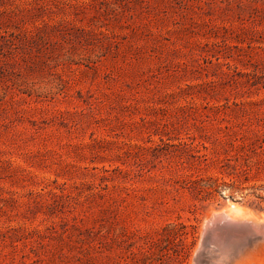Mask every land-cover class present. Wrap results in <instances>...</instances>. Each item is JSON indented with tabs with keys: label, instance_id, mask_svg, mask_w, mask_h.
Returning a JSON list of instances; mask_svg holds the SVG:
<instances>
[{
	"label": "rangeland",
	"instance_id": "rangeland-1",
	"mask_svg": "<svg viewBox=\"0 0 264 264\" xmlns=\"http://www.w3.org/2000/svg\"><path fill=\"white\" fill-rule=\"evenodd\" d=\"M234 204L264 218V0H0V264H264L207 252Z\"/></svg>",
	"mask_w": 264,
	"mask_h": 264
},
{
	"label": "water",
	"instance_id": "water-1",
	"mask_svg": "<svg viewBox=\"0 0 264 264\" xmlns=\"http://www.w3.org/2000/svg\"><path fill=\"white\" fill-rule=\"evenodd\" d=\"M213 219L214 225L205 231V243L211 242L218 252L217 246L223 249L221 253L228 252L226 243L230 246L235 242L264 240V220L258 222L241 218L230 220L224 213L214 215Z\"/></svg>",
	"mask_w": 264,
	"mask_h": 264
},
{
	"label": "bare ground",
	"instance_id": "bare-ground-1",
	"mask_svg": "<svg viewBox=\"0 0 264 264\" xmlns=\"http://www.w3.org/2000/svg\"><path fill=\"white\" fill-rule=\"evenodd\" d=\"M250 212V211H249ZM248 211H246L245 209H243L242 207H239V206H237V205H231V206H229L228 208H226V209H224V210H222V211H220V212H214V213H211L210 215H208V217H207V219H206V224H205V227H204V237H205V231H208V228H211L213 225H214V219H213V217H214V215H217V214H221V213H224L230 220H236V219H239V218H241V219H244V220H249V221H253V222H258V221H261V220H264V218H262V219H260L259 217H252L251 215H250V213H249ZM252 214V213H251ZM205 239V238H204ZM258 241V240H257ZM257 241H255V242H257ZM263 241V240H262ZM205 242V241H204ZM225 242H226V240H225ZM259 242V241H258ZM261 242V241H260ZM259 242V243H260ZM236 243H238V242H236ZM253 243V242H252ZM243 243H238V244H236L238 247H237V249L242 245ZM255 244V243H254ZM253 244V245H254ZM200 245V244H199ZM236 245L234 246V247H236ZM262 246H264L263 244H261ZM204 246H205V248L207 249V252L208 253H210L211 254V256H213L212 254L213 253H215L216 255H217V252H218V250H216L213 246H212V244H211V242H207V244H204ZM231 246V245H230ZM229 246V247H230ZM242 246H244V245H242ZM252 246V245H251ZM233 247V246H232ZM250 247V246H249ZM249 247H247V248H249ZM217 249H219V252H220V254H221V252L223 251V249H221L220 248V246H217ZM234 249V248H233ZM242 249H245V247L243 248L242 247ZM200 251V250H199ZM248 251V250H247ZM237 253V252H236ZM219 254V253H218ZM258 254V253H257ZM230 255V254H229ZM238 255V254H237ZM259 255H261V254H259ZM223 256V255H222ZM264 256V255H263ZM232 257V256H231ZM241 257H242V255H241ZM246 257V256H245ZM195 258V257H194ZM210 258V257H209ZM243 258V257H242ZM262 258H264V257H262ZM196 259V258H195ZM200 259H202L201 257H200ZM233 259H235V257L233 258ZM237 259V258H236ZM215 260V259H214ZM224 260H226V259H224ZM239 260V259H238ZM221 261H223V260H221ZM262 261V260H261ZM195 262V261H194ZM197 262V261H196ZM243 262H245V261H243ZM255 262V261H254ZM211 263V262H210ZM222 263V262H221ZM235 263V262H234ZM193 264V263H192ZM195 264V263H194ZM197 264V263H196ZM203 264H204V262H203ZM216 264V263H215Z\"/></svg>",
	"mask_w": 264,
	"mask_h": 264
}]
</instances>
